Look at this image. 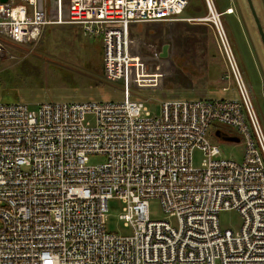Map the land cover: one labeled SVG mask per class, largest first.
<instances>
[{
	"label": "built area",
	"instance_id": "built-area-1",
	"mask_svg": "<svg viewBox=\"0 0 264 264\" xmlns=\"http://www.w3.org/2000/svg\"><path fill=\"white\" fill-rule=\"evenodd\" d=\"M189 1L69 0L63 18L62 0L50 8L0 0V62L8 40L35 41L51 23L77 25L102 37L104 74L122 81L125 97L36 110L0 102V264H264V128L214 0L207 15L188 20L214 28L241 99L166 101L160 114L131 99L133 77L155 76L131 24L184 19ZM211 126L240 138L242 161L218 157ZM91 154L105 161L91 164ZM153 198L177 226L151 219ZM110 199L122 202L132 234L108 230ZM223 210L241 214L240 231L221 228Z\"/></svg>",
	"mask_w": 264,
	"mask_h": 264
},
{
	"label": "rangeland",
	"instance_id": "rangeland-1",
	"mask_svg": "<svg viewBox=\"0 0 264 264\" xmlns=\"http://www.w3.org/2000/svg\"><path fill=\"white\" fill-rule=\"evenodd\" d=\"M214 1L218 12L223 13L224 28L264 128V72L257 56L264 63V49L260 45L262 40L256 22L247 8L241 13V5L246 7L245 0ZM254 1L257 9L261 10L260 3L264 0ZM68 5L69 0H62L63 18L67 16ZM227 5L228 8L221 12ZM214 12L215 15L218 13ZM192 15L185 9L179 16L184 20L140 23L137 24L139 27H133L132 35L142 40L139 45L144 56L162 51L167 44L173 50L164 68L167 75L164 73L160 77V86L132 84L130 89L131 99L143 101L153 114H160L166 101L241 99L218 50L220 47L214 28L193 24L194 21L188 20ZM7 49V55L0 63V102H24L30 109L36 110L39 104L46 102H118L125 98L122 81L110 80L104 74L102 37L85 35L80 26L51 23L43 28L37 40L29 43L8 40ZM149 58L161 74L165 61L160 57ZM157 60L161 63L157 64ZM207 136L219 146V158L243 160L242 141L220 138L214 126L210 127ZM203 158V152L195 149L194 166L200 167ZM89 161L91 164L102 163L105 156L91 154ZM108 205V230L132 234L131 228L124 226L119 217L122 202L110 199ZM149 213L152 220H167L173 226L178 225L177 218L165 213L157 198L150 199ZM219 222L222 229L237 232L241 229L243 218L237 210H223L219 213Z\"/></svg>",
	"mask_w": 264,
	"mask_h": 264
},
{
	"label": "crops",
	"instance_id": "crops-1",
	"mask_svg": "<svg viewBox=\"0 0 264 264\" xmlns=\"http://www.w3.org/2000/svg\"><path fill=\"white\" fill-rule=\"evenodd\" d=\"M47 1V4H48V7L50 8L53 4H54V0H50L49 2H48V0H46ZM232 10V9H231ZM186 12H188L187 10H186ZM183 14V13H182ZM201 16H203V15H201ZM189 17H191V18H194V17H197V16H195V15H192V16H189ZM184 20V19H183ZM177 21H181V20H177ZM177 21H173V22H177ZM140 23H149V22H137V23H133V24H131V26H130V34H131V37L135 40V41H137L138 42V44H140V42L139 41H142L139 37L137 38V37H135V36H133L132 35V30H133V27H139L138 25H140ZM165 23H168V22H165ZM172 23V22H171ZM193 24H204V25H206L207 27H211L212 28V26L209 24V23H207V22H198V21H194V22H192ZM138 24V25H137ZM209 24V25H208ZM215 33V32H214ZM165 46V45H164ZM164 46H163V48H164ZM168 46H170V45H168ZM139 47H140V45H139ZM220 47V46H219ZM218 50H219V52H220V54H221V56H222V58H223V61H224V64L226 65V61H225V58H224V55H223V53L221 52V50H220V48H218ZM140 55L142 56V59L144 60V62L142 63V65H143V67L144 68H146V74L147 75H150V76H153V75H155L154 76V78H151V80H153L152 82H143L146 78L145 77H140V76H138V77H136V78H134L133 77V82H132V84L133 85H137V86H140V87H143V86H145V87H158V86H160L161 85V81H160V77L162 76V74H166V70L164 69V68H166V63H167V59H168V55L170 54V52H169V50H168V55L167 56H162V53H163V49H162V51H158V52H154L153 54H150V55H148V56H144L142 53H141V49H140ZM145 54H148V53H145ZM149 57H160L161 59H163L165 62L163 63V68H162V73L160 74L159 72H158V70L156 69V67H155V64H153L149 59ZM154 59V58H153ZM156 63V62H155ZM161 63V60H157V64H160ZM226 68H227V66H226ZM167 75V74H166ZM165 75V76H166ZM142 76H145V74L143 73L142 74ZM157 77H158V79H157ZM156 80H158V82H156ZM142 81V82H141ZM147 81V80H146ZM229 85H230V82H229ZM228 87H225V89H227ZM198 99H206V98H198ZM222 99H224V98H222ZM182 100H192V99H182Z\"/></svg>",
	"mask_w": 264,
	"mask_h": 264
},
{
	"label": "trees",
	"instance_id": "trees-1",
	"mask_svg": "<svg viewBox=\"0 0 264 264\" xmlns=\"http://www.w3.org/2000/svg\"><path fill=\"white\" fill-rule=\"evenodd\" d=\"M239 1V0H238ZM246 1V0H245ZM246 4H247V1H246ZM248 5V4H247ZM229 5H227L225 7V9H223L221 12H224L227 8H228ZM260 7H261V10H258V14L260 15L262 21H263V25H264V3H260ZM186 10L192 14H194L195 16H201V15H206L208 13V7H207V4H206V1L205 0H190L189 1V4L186 8ZM243 7L241 5V13L243 12ZM253 18V17H252ZM254 19V18H253ZM255 22V21H254ZM245 25L248 27V24L245 22ZM256 25V24H255ZM246 27V28H247ZM260 45L261 47H264V45L260 42ZM258 58H259V61L261 63V66H262V69H263V72H264V66H263V62L261 61V58L259 57V55H257ZM2 62V61H1ZM0 62V63H1Z\"/></svg>",
	"mask_w": 264,
	"mask_h": 264
},
{
	"label": "water",
	"instance_id": "water-1",
	"mask_svg": "<svg viewBox=\"0 0 264 264\" xmlns=\"http://www.w3.org/2000/svg\"><path fill=\"white\" fill-rule=\"evenodd\" d=\"M3 2H7L8 0H1ZM247 1V4H246V7H243V9H245L246 11V8L248 9V11L250 12V14L252 15V17L254 18L255 22H256V26L258 28V32L260 34V37H261V43L264 45V25H263V21L260 17V15L258 14V10H257V6L255 4V1L254 0H246ZM168 44L164 46L163 48V53H162V56H167L168 55ZM264 49V47H262ZM264 64V63H263ZM225 140L227 141H235V142H239V137H236V136H229L227 138H225Z\"/></svg>",
	"mask_w": 264,
	"mask_h": 264
},
{
	"label": "flooded vegetation",
	"instance_id": "flooded-vegetation-1",
	"mask_svg": "<svg viewBox=\"0 0 264 264\" xmlns=\"http://www.w3.org/2000/svg\"><path fill=\"white\" fill-rule=\"evenodd\" d=\"M168 50H169L170 53L173 52V50H171L170 47L168 48ZM217 129H218V130H217V135H218L220 138L225 139V138H227V137H229V136H233V135L231 134V130L228 129V128H222V127H220V128H217Z\"/></svg>",
	"mask_w": 264,
	"mask_h": 264
}]
</instances>
